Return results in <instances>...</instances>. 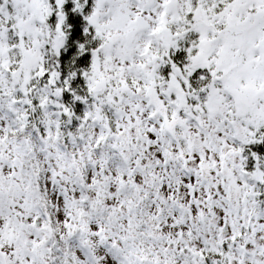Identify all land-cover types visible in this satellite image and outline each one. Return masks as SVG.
Returning <instances> with one entry per match:
<instances>
[{
    "label": "snow or ice",
    "instance_id": "snow-or-ice-1",
    "mask_svg": "<svg viewBox=\"0 0 264 264\" xmlns=\"http://www.w3.org/2000/svg\"><path fill=\"white\" fill-rule=\"evenodd\" d=\"M0 264H264V0H0Z\"/></svg>",
    "mask_w": 264,
    "mask_h": 264
}]
</instances>
